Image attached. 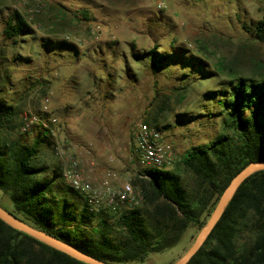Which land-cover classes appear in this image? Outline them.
Returning a JSON list of instances; mask_svg holds the SVG:
<instances>
[{"label": "rangeland", "instance_id": "obj_1", "mask_svg": "<svg viewBox=\"0 0 264 264\" xmlns=\"http://www.w3.org/2000/svg\"><path fill=\"white\" fill-rule=\"evenodd\" d=\"M16 13L31 26L30 35H7ZM262 20L264 0H178L164 11L154 0H0V102L16 112L3 136L32 145L44 127L22 134L24 118H57L56 136L50 133L40 148V166L53 175L73 157L85 174L92 165L113 172L120 189L126 182L134 186L143 171L133 139L145 122L160 128L174 150L171 171L194 187L184 154L228 133L220 106L207 94L227 90L238 77L264 79V41L257 37ZM62 40L77 49L45 47ZM154 48L190 64L155 73L150 57H136ZM0 205L15 213L1 190ZM201 230L192 227L175 247L129 264H174Z\"/></svg>", "mask_w": 264, "mask_h": 264}, {"label": "trees", "instance_id": "obj_2", "mask_svg": "<svg viewBox=\"0 0 264 264\" xmlns=\"http://www.w3.org/2000/svg\"><path fill=\"white\" fill-rule=\"evenodd\" d=\"M7 35L27 36L33 30L16 13ZM257 37L264 41V20ZM46 48L76 50L68 40ZM150 57L156 73L185 58L159 53ZM194 65V62L191 61ZM198 63L197 65H199ZM220 106L218 116L228 133L207 145L192 147L182 159L194 187L179 173L148 169L133 182L142 193L140 207L114 213L90 210L85 197L64 184L63 171L53 175L38 163L50 131L34 144L3 136L16 112L0 102V190L11 199L19 220L80 251L110 264L145 262L150 254L178 245L188 229H203L231 181L251 163L264 162V79L238 77L229 88L207 94ZM51 146L55 142L48 140ZM0 264H86L14 229L0 219ZM188 264H264V171L250 176L237 190L217 226Z\"/></svg>", "mask_w": 264, "mask_h": 264}, {"label": "built area", "instance_id": "obj_3", "mask_svg": "<svg viewBox=\"0 0 264 264\" xmlns=\"http://www.w3.org/2000/svg\"><path fill=\"white\" fill-rule=\"evenodd\" d=\"M176 1L178 0H154V4L157 11H164ZM50 101V97L46 98L43 113H48ZM57 123V118L47 121L38 115H32L31 118L27 116L22 122L21 133H28L34 125H40L56 136L54 127ZM133 140V155L140 169L171 171L174 168V150L166 143L160 128L141 122L134 132ZM67 162L63 177L71 188L85 197L92 212L108 209L120 213L141 206L142 196L136 192L132 183L126 182L120 189H116L113 172H108L101 180H97L83 172L78 160L69 157Z\"/></svg>", "mask_w": 264, "mask_h": 264}, {"label": "water", "instance_id": "obj_4", "mask_svg": "<svg viewBox=\"0 0 264 264\" xmlns=\"http://www.w3.org/2000/svg\"><path fill=\"white\" fill-rule=\"evenodd\" d=\"M264 171V162L251 163L248 165L241 173H239L230 183V185L226 188L224 193L222 194L213 214L210 217L209 222L204 226L195 240L193 246L190 250L180 258L174 264H188L191 259L200 251L202 246L205 244L218 222L222 218L225 213L228 205L230 204L232 198L236 194L239 187L253 174ZM0 219L5 223L10 225L16 230H19L27 235L49 245L50 247L59 250L67 255L82 261L86 264H110L104 261H101L93 256H90L73 245L67 244L60 239L42 231L38 230L31 225L19 220L13 214L6 211L0 205Z\"/></svg>", "mask_w": 264, "mask_h": 264}, {"label": "crops", "instance_id": "obj_5", "mask_svg": "<svg viewBox=\"0 0 264 264\" xmlns=\"http://www.w3.org/2000/svg\"><path fill=\"white\" fill-rule=\"evenodd\" d=\"M89 172L88 175L97 179V180H101L108 172L105 169H101L98 167H95L92 165V167H89Z\"/></svg>", "mask_w": 264, "mask_h": 264}]
</instances>
